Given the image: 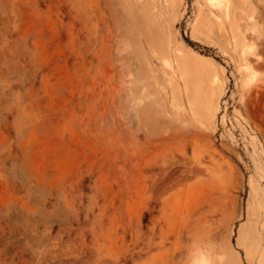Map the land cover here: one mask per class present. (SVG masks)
I'll return each instance as SVG.
<instances>
[{
  "label": "rangeland",
  "instance_id": "374dc122",
  "mask_svg": "<svg viewBox=\"0 0 264 264\" xmlns=\"http://www.w3.org/2000/svg\"><path fill=\"white\" fill-rule=\"evenodd\" d=\"M215 2L0 0V264H264V0Z\"/></svg>",
  "mask_w": 264,
  "mask_h": 264
},
{
  "label": "bare ground",
  "instance_id": "6f19581e",
  "mask_svg": "<svg viewBox=\"0 0 264 264\" xmlns=\"http://www.w3.org/2000/svg\"><path fill=\"white\" fill-rule=\"evenodd\" d=\"M211 3L214 5L216 2L215 0H210ZM215 10L213 8H211V12H214ZM154 41V40H153ZM152 41V43H153ZM153 46V44H152ZM154 47V46H153ZM197 52V51H196ZM220 77L218 76L217 73L213 74L212 77H210V79H207L205 80L204 82L200 83V85H198V91H202V92H205L207 94H212L213 91L215 90V87L219 81ZM177 86H179V90L182 91V93H185L187 95H189V92H190V87L189 85L187 84V82L181 84V83H178ZM233 263V262H232Z\"/></svg>",
  "mask_w": 264,
  "mask_h": 264
}]
</instances>
